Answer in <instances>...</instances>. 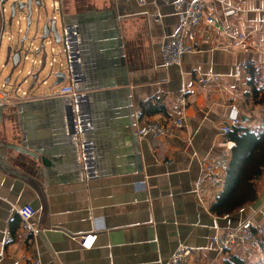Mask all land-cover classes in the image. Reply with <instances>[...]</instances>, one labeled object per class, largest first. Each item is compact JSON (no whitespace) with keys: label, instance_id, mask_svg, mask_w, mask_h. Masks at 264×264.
I'll return each instance as SVG.
<instances>
[{"label":"crops","instance_id":"crops-1","mask_svg":"<svg viewBox=\"0 0 264 264\" xmlns=\"http://www.w3.org/2000/svg\"><path fill=\"white\" fill-rule=\"evenodd\" d=\"M175 1L109 0L111 6L75 16L77 87L90 96L81 103L91 120L84 138L93 144L98 172L88 182L79 170L68 101L31 89L38 75L27 71L32 83L28 91L19 86L18 114L10 116L17 131H8L5 116L0 123V156L37 182L46 209L29 183L0 170V264H166L179 246L191 251L179 264H222L228 254L259 251L252 242L217 255L212 238L250 215L264 225V181L256 201L228 217L210 213L223 186L205 183L198 192L195 183L201 162L212 163L224 150L231 155L221 126L232 106L249 118L241 126L259 124L262 112L250 103L244 65L264 75V0H205L214 21L198 29V51L164 68L161 51L179 22ZM144 103L161 109L143 121L171 125L182 117L185 125L163 138H140L134 115ZM8 144H27L38 157ZM24 204L36 211V236L20 228L17 208Z\"/></svg>","mask_w":264,"mask_h":264},{"label":"built area","instance_id":"built-area-1","mask_svg":"<svg viewBox=\"0 0 264 264\" xmlns=\"http://www.w3.org/2000/svg\"><path fill=\"white\" fill-rule=\"evenodd\" d=\"M6 1L7 0H0V15L2 17H4V13L6 11V8L2 3ZM112 1L117 4L120 0ZM130 1H134L140 6L147 5V0ZM173 5L176 13L179 15V22L177 28L170 36L169 41L161 51L162 66L164 68L179 66L184 55L198 51L196 46L198 29L202 25L210 26L214 21L210 15L205 14V0H176ZM52 6L55 11L60 13L61 28L57 29L59 40H56V37L51 31L46 37L41 36V45L35 48L36 54L41 55V58L39 60L34 59L33 63H40L41 67H45L47 63L51 67L58 66V71H56V73L62 72L64 74L63 82L59 84L57 91L51 96H57L64 98L65 100L67 99L69 103L71 128L72 133L75 136V145L78 151L79 170L81 172L82 180L84 182H88L96 178L98 172L94 164L95 155L93 144L91 141L84 138V134L91 126V120L88 114L82 112V98L80 93L77 91V83L79 82L80 73L78 71L79 56L76 49L77 39L74 31L75 23L66 20V16L61 9V0H54ZM26 15L23 18L26 19ZM13 17L14 16H12V18ZM54 20L56 22V19ZM16 22L19 24L20 16H18V20ZM49 23L50 22H48V26ZM18 32L21 33L22 29L19 28ZM27 32L22 38H19L20 43L11 47L12 51L19 52V62L28 58L26 54L23 55L24 42L27 39ZM3 39L11 41L13 36H8L6 34V27H4V24L2 23V27H0V45ZM54 44L58 46L57 50ZM30 45H32V42H30ZM47 45H50V52L52 54V58L49 62H47ZM56 55H60V57L63 56V58L61 57L60 60H57L55 58ZM241 72L240 68H237V75H240ZM29 74H31V72H29ZM214 79H217V77H214ZM36 81L33 83L31 89H33L36 85ZM200 81L202 83L205 82L203 79ZM43 83H46V81L43 80ZM5 84H3V86H5ZM18 92L19 85L15 86V89L12 91L0 89V105L7 107L16 101L20 102L21 100L17 94ZM28 96L27 92L22 93V97L28 98ZM232 111L234 112L233 116H231V118L221 126V131L225 135L231 132L233 127H237L241 124V120L237 114L235 106H232ZM134 118L138 124L136 132L140 138H163L169 135L172 126L176 129H181L185 125V120L182 117L177 118L171 125L159 120L143 121V115L141 112H137L134 115ZM229 160L230 156L227 150H224L212 163L201 162L199 176L195 183L196 190L198 192L201 191L205 183L214 186L220 185L219 188L224 186ZM261 170V181H264V165ZM244 210L243 206L240 207L237 212L242 213ZM17 213L19 216L21 230L29 233L31 236H36L38 226L32 222L36 213L34 207L31 204H24L23 206L17 208ZM224 216L228 217L229 215L226 214ZM263 235L264 225L255 223L253 217L250 215L239 221L237 224L228 227L222 234L212 238V243H214L217 247L215 254L221 255L233 246L256 242L257 238ZM81 239H83V237ZM190 253V250L185 249L183 246H179L166 264H179L181 260ZM31 264H41V261L40 259H35Z\"/></svg>","mask_w":264,"mask_h":264},{"label":"rangeland","instance_id":"rangeland-1","mask_svg":"<svg viewBox=\"0 0 264 264\" xmlns=\"http://www.w3.org/2000/svg\"><path fill=\"white\" fill-rule=\"evenodd\" d=\"M20 1L23 0H7L6 2L2 3L6 8V11L4 13V17L0 15V22L4 24V27L6 26V34L8 36L12 35L13 39L11 41H8L7 39H3L1 42L0 89L12 91L15 89V86L19 85L22 91L23 90L28 91V89L30 88V84L32 83L33 75H30V77L27 78L28 76L27 71H32L33 74L38 75L36 85L34 86L33 89L38 88L39 93H44L48 95L54 93L57 89V87H53V86L56 81L55 73L56 71H58V66L51 67L47 63L45 67H41L40 63H33V60L34 59L39 60L41 58V55L36 54L35 48L41 45L43 26L47 20V16L50 20L52 18L56 19L57 29H59L61 28L60 13L53 9L52 4L54 0H41L42 1L41 8L32 5L33 12L31 17V24L28 30L27 39L24 42V50H23V55L26 54L28 58L26 60H22L20 64L15 66L13 65L11 56L8 55V50L12 46H15L16 44L20 43L19 38H22L27 32V22L26 19L23 18L26 15L24 11L25 9H22L21 11L17 6L16 13L12 18L10 6L14 2H20ZM95 6L100 8H105L106 6H111V5L109 0H61V9L64 12V15L66 16V20L70 22H75L76 21L75 16L80 12L84 11L85 9L90 10L92 7ZM18 16H20L19 24L16 22L18 20ZM19 28L22 29L21 33L18 32ZM30 42H32V45H30ZM55 48L57 50L58 46L55 45ZM46 50H47V62H49L52 58V54L50 52V45H47ZM61 57L63 58V56ZM61 57L60 55L55 56L57 60H60ZM20 70L21 73H19ZM6 78H8L7 84H5L6 82L4 81ZM24 78H27L28 81L23 82L22 80ZM43 80H45L46 83H43ZM3 84H5V86H3ZM17 94H20V92H18ZM18 102L19 101H16L13 104L9 105V108L5 112L4 115L6 119L5 124L8 126L6 127L8 131H17L16 124L15 122L11 121L10 116L18 114V112L16 111V106L18 105ZM261 241H264V238L259 240L258 242H254L256 245L259 246V251L246 252L240 255L244 257V259L249 264L251 261L252 263L255 262L260 257H262L261 260L264 263V243H261Z\"/></svg>","mask_w":264,"mask_h":264},{"label":"trees","instance_id":"trees-1","mask_svg":"<svg viewBox=\"0 0 264 264\" xmlns=\"http://www.w3.org/2000/svg\"><path fill=\"white\" fill-rule=\"evenodd\" d=\"M244 70L248 75L250 103L259 107L262 113L257 126L250 128L239 125L227 134V139L232 143L230 160L223 189L211 207V213L218 216L232 214L240 207L254 203L261 182V168L264 165V75L252 63L245 64ZM142 106V115H150L161 109L160 106L151 107L150 103ZM222 264L248 263L240 255L228 254ZM261 264H264L263 261Z\"/></svg>","mask_w":264,"mask_h":264},{"label":"water","instance_id":"water-1","mask_svg":"<svg viewBox=\"0 0 264 264\" xmlns=\"http://www.w3.org/2000/svg\"><path fill=\"white\" fill-rule=\"evenodd\" d=\"M32 5L37 6L38 8H41L42 7V1L41 0H23L20 2H14L10 6L11 15L14 16V14L16 13L17 6H18L19 10H21V11H22V9H25L24 11L27 13L26 22H27V26H28L31 22V17H32V12H33ZM51 20L47 16V20L43 26V35L42 36L46 37L48 35V33L51 31L54 34V36L56 37V40L58 41L59 35L57 32V28H56V22L54 19H51ZM50 21H51L50 26H48V22H50ZM11 51L12 50L10 48L8 50V55L11 56L13 65H16V63L19 59V52L16 51L13 54H11ZM55 76H56V81H55L53 87H58L59 84L61 82H63V80H64V74L62 72H57L55 74ZM4 81L7 82L8 78H6ZM77 91L81 95V98H82L81 102H83V99H88L90 97L87 92L81 91L79 88H77ZM48 95H54V94L51 93ZM49 97H56V96H49ZM5 109H6V106L0 105V123L2 122L3 117L5 115ZM240 120L242 122H245V121H248L249 118L246 116H241ZM71 131H72V128H71ZM0 144L3 145V142L1 140H0ZM7 148H10V149H13L14 151H17L19 153L28 155L34 159H37V157H38L37 152L33 151L32 148H29L27 146V144H8ZM42 162L46 163V160L44 158H42ZM0 170L6 172L8 174L17 176V177L23 179L24 181H26L27 183H29L35 189L36 193L39 196L42 210L46 209V202H45L44 194H43L42 190L40 189L39 185L37 184V182L31 176L11 167L1 156H0Z\"/></svg>","mask_w":264,"mask_h":264}]
</instances>
